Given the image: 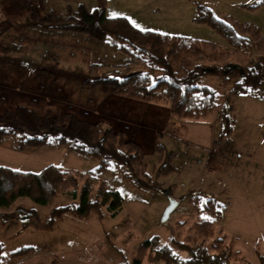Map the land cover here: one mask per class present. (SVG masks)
Masks as SVG:
<instances>
[{
    "label": "rangeland",
    "instance_id": "374dc122",
    "mask_svg": "<svg viewBox=\"0 0 264 264\" xmlns=\"http://www.w3.org/2000/svg\"><path fill=\"white\" fill-rule=\"evenodd\" d=\"M197 3L207 5L217 16L257 27L264 38V0H106L105 15L125 17L140 30L187 36L226 47V41L210 27L194 22ZM95 4L96 0H0V64L18 66L10 67L18 73L3 72L4 78L0 79L6 86L0 91V113L17 105L9 98L14 92H21L20 88H12L15 80L29 83L33 91L39 92L30 93L32 97H41L46 103L65 99L85 106V98L91 97L93 103L104 104L110 112H94V116L104 117L106 113L111 115H106V119L112 121L114 112L124 113L127 106L121 103V97L112 105L108 103L109 96L97 89L76 90V82L91 78L88 69L93 63L102 65L99 78H122L142 68L134 64L124 66L131 60L108 43L112 41L109 36L97 41L82 34L36 27L30 18L32 10L65 18L69 9L75 11L82 6L90 12ZM254 4L255 7H247ZM251 43L254 47V42ZM6 47L9 49L4 50ZM227 61L232 71L224 76L214 69L221 67L224 61L207 62L202 58L193 61L201 65V83L216 91L217 113L199 119H180L164 110L154 118L145 112L144 106L165 107L164 104L128 99L143 105V109L124 114L131 116L132 123L140 119L154 131L135 135L138 123L131 126L116 119L122 128L128 127V130L123 128L126 134L134 136L141 144L149 174L153 167L156 170L167 162L169 153L173 154L171 164L176 173L158 179L152 176L153 190H135L121 180L111 163L94 176L106 189L118 192L121 208L114 215H110L105 206L101 207V216L91 213L80 218L62 214L54 219L51 228L42 224L50 217L51 210L56 206L77 205L78 197L59 195L44 205L28 198L17 199L10 207L0 208V219L4 220L0 221L3 253L7 255L21 246L32 247V251L0 264L129 261L137 245L151 236H157L162 243L185 241L192 235L191 223L198 219L195 208H203L208 200L219 205L220 225L223 232L234 239L233 251L239 252L245 261L256 264V252L264 253V80L257 89L246 93L233 92L232 83L241 79L244 67L257 68L264 74V50L253 48L249 56ZM42 99L38 100L44 103ZM30 105L41 109L40 102ZM88 108H92L91 105ZM219 112L230 114L234 119L230 134L221 138L226 122L218 117ZM12 142V137L0 138V166L38 172L50 164L88 176L98 166L97 160L74 151L64 154L67 149L63 146L18 150ZM158 143L163 146L159 163L155 154ZM97 187L98 183L92 195ZM171 197L177 205L168 219L162 221V213ZM205 214L200 212V216Z\"/></svg>",
    "mask_w": 264,
    "mask_h": 264
},
{
    "label": "trees",
    "instance_id": "16d2710c",
    "mask_svg": "<svg viewBox=\"0 0 264 264\" xmlns=\"http://www.w3.org/2000/svg\"><path fill=\"white\" fill-rule=\"evenodd\" d=\"M105 6L106 0H96L92 11L87 12L79 6L75 11L69 9L65 18L52 12L39 14L32 10L30 18L36 27L82 34L97 41L109 36L116 50L131 60L124 66L134 64L142 68L122 78H99L102 65L93 63L88 69L91 78L76 82V90L97 89L103 95L164 104L168 113L176 118L199 119L219 111L216 91L201 83V65L194 63L195 59L224 61L221 67L214 68L218 75L224 76L232 71L227 60L249 56L253 48L264 50V38L257 27L217 16L203 3L196 4L194 22L210 27L226 41V47L187 36L140 30L125 17H107ZM251 42H254V47ZM7 49L9 47L4 48ZM9 65L18 68L17 65ZM241 72V79L232 83L233 92L253 91L264 80V74L257 68L244 67ZM38 99L30 95L29 104L20 103L0 113V138L12 137V143L18 150L65 146L70 151L97 160L98 166L90 176L50 164L38 172L0 166V208L10 207L19 198H28L44 205L59 195L78 197L77 205L56 206L51 210L48 220L42 222L51 228L54 219L62 214L80 218L91 213L101 216V207L105 206L109 214L114 215L121 208L118 192L106 189L103 182H97L94 176L111 163L115 165L121 180L135 190H153L152 176L155 179L165 178L177 172L171 164L173 154L169 153L167 162L156 170L153 167L149 174L141 144L134 136L126 134L123 128L128 130V127L122 128L119 120L114 119L113 123L106 119V115L105 118L94 116V112L102 113L101 109L88 108V105L94 104L91 97L85 99V106L63 98L50 103ZM38 102L41 103L39 110L30 105ZM51 106L52 111L49 110ZM84 109L90 111L84 114ZM231 112L232 106L229 107ZM218 117L226 122L221 138L230 134L234 119L223 112H219ZM155 154L159 163L163 155V146L159 143L155 147ZM97 183L96 192L92 195ZM170 201L174 199L171 197ZM218 206L215 201L208 200L203 208H195L198 219L191 223L189 230L192 235L185 241L162 243L157 236H151L137 245L135 255L129 261L119 264H252L240 258L239 252L233 251L235 241L223 232ZM203 211L206 216H200ZM31 251L32 247L21 246L5 255L0 242V262ZM256 264H264V253L256 252Z\"/></svg>",
    "mask_w": 264,
    "mask_h": 264
},
{
    "label": "crops",
    "instance_id": "0c3cea01",
    "mask_svg": "<svg viewBox=\"0 0 264 264\" xmlns=\"http://www.w3.org/2000/svg\"><path fill=\"white\" fill-rule=\"evenodd\" d=\"M110 45H111V43H112V45H113V41H110L109 40V42H108ZM111 45V46H112ZM114 47V46H113ZM115 48V47H114ZM11 66L10 65H4V64H0V79L2 80L4 77H3V72H10V71H14L15 73H18L16 70H14L13 68H10ZM15 68V67H14ZM20 79V78H19ZM14 85H13V87L12 88H20L21 89V92H14V93H12L10 96H9V98H10V100L12 101V103H15V104H20V103H26V104H29L30 102V93H38L39 94V92H37V91H33L32 89H33V87H31V85L29 84V83H24V81L23 82H19V80H15L14 81ZM6 86H4L1 82H0V91H2V90H4L3 88H5ZM77 87V86H76ZM9 88H11V87H9ZM32 88V89H31ZM79 88V87H78ZM5 91H7L6 89H5ZM10 92H12V91H10ZM62 93H64V91L62 92ZM41 94V93H40ZM67 95V94H66ZM68 96V95H67ZM109 98L111 99L110 100V102H108L109 104H112V105H114V104H116V100H118L119 99V97H112V96H109ZM79 99H81V98H79ZM83 99V98H82ZM86 99V98H85ZM84 100V99H83ZM85 101V100H84ZM121 103L123 104V103H126V108H125V110H124V113H125V111L127 112H132V113H134L135 112V109H138V110H141V109H143V105L141 106V105H139V103L137 104V103H135V102H131V101H128V99H126V98H121ZM107 104V103H106ZM137 104V105H136ZM93 106H91L93 109H101L100 111H101V113L103 114V110L105 111V112H107V113H110L109 111H106V109H108V107H106L105 108V106L104 105H102V104H99L98 102L96 103L95 101H94V104H92ZM108 105V104H107ZM136 106V107H135ZM145 107V112H147V113H151L152 115H153V117L155 118V117H157L158 116V113L159 112H161V111H164V110H166L167 112H168V110H167V108L166 107H164V106H160V105H153V106H150V107H147V106H144ZM120 111V110H119ZM144 111V110H143ZM112 112H114V111H112ZM121 112H118V111H116V112H114V116H112V118H111V120L113 119H118L119 121H123L124 123H126V124H128L129 123V125H135L136 123H138V124H136L135 126L137 127L136 128V131H135V135L136 134H138V135H142L143 134V132H152V130L154 129V128H149L150 126H148V124H143V123H141L140 122V119H138V121L136 122V120H135V122L134 123H132V118H130L131 116H127L126 114H120ZM162 113V112H161ZM105 115H108V114H106V113H104ZM120 115H124V116H120ZM109 116H111V115H109ZM154 131V130H153ZM156 132V131H155ZM60 146H48V148H56V149H58ZM63 147H65V146H63ZM66 148V147H65ZM67 149V151H63L64 152V154L66 153V152H69L68 151V148H66Z\"/></svg>",
    "mask_w": 264,
    "mask_h": 264
},
{
    "label": "water",
    "instance_id": "95a60500",
    "mask_svg": "<svg viewBox=\"0 0 264 264\" xmlns=\"http://www.w3.org/2000/svg\"><path fill=\"white\" fill-rule=\"evenodd\" d=\"M176 201H170L168 206L164 209L162 213V221H166L169 217L170 212L176 207Z\"/></svg>",
    "mask_w": 264,
    "mask_h": 264
},
{
    "label": "built area",
    "instance_id": "2783aa9c",
    "mask_svg": "<svg viewBox=\"0 0 264 264\" xmlns=\"http://www.w3.org/2000/svg\"><path fill=\"white\" fill-rule=\"evenodd\" d=\"M87 111L89 112V109H84V114H87Z\"/></svg>",
    "mask_w": 264,
    "mask_h": 264
}]
</instances>
